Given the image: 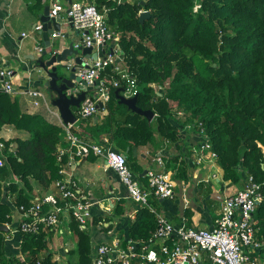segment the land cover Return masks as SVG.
<instances>
[{
    "label": "trees",
    "instance_id": "trees-1",
    "mask_svg": "<svg viewBox=\"0 0 264 264\" xmlns=\"http://www.w3.org/2000/svg\"><path fill=\"white\" fill-rule=\"evenodd\" d=\"M25 1L31 11H41L47 2ZM95 2L99 8H109L108 24L137 78V105L153 110L155 117L149 121L119 103L114 89L107 114L95 118L99 121L94 132L101 138L108 136L115 150L130 156L158 138L176 142L185 125L201 123L217 152L224 179L239 184L251 174L264 192V0ZM141 10L150 15L141 20ZM107 73H113L110 66ZM174 108L184 111L186 118L176 116ZM6 124L29 136L6 142L8 157L0 169V264H38L43 251L40 264H59L49 249L48 233L25 234L21 252L26 259L20 260L17 253H9L1 228L12 222L9 197L14 196L15 207L29 206L35 188L46 189L62 178L58 154L63 128L41 113L24 112L17 98L0 91V129ZM13 142L16 150L10 152ZM63 161L68 162L67 155ZM182 164L184 176L187 167L185 161ZM13 174L23 184L6 185L4 181ZM176 174L180 175L179 169ZM120 207L116 206L118 213ZM253 218L260 229L258 237L264 241V200ZM71 228L76 235L75 264H91L89 231L80 230L74 219ZM155 228V214L140 207L127 235L146 239ZM260 254L264 260V247Z\"/></svg>",
    "mask_w": 264,
    "mask_h": 264
},
{
    "label": "built area",
    "instance_id": "built-area-1",
    "mask_svg": "<svg viewBox=\"0 0 264 264\" xmlns=\"http://www.w3.org/2000/svg\"><path fill=\"white\" fill-rule=\"evenodd\" d=\"M49 4V16L59 22L60 29H53L46 39L37 40V52L42 55L45 50L53 54L59 51L55 47L56 41L69 36L62 31L66 18L60 20L62 12H65L79 34V38L73 40L75 49L92 47V52L97 54L94 58L92 53H80V64L76 62V55L71 61L57 64L64 65L68 74L75 68L76 74L81 77L77 86L85 83V99L73 109L77 121L107 112L106 106L114 89H122L120 93L127 98L137 95V78L130 72L125 54L115 41L116 33L108 24L109 8L106 5L99 8L95 0H70L65 7L60 0H51ZM42 30L43 23L39 21L32 32ZM22 35L29 36L26 32ZM47 40L50 41L49 45L46 44ZM109 66L112 74L107 73ZM36 69L41 71L38 66ZM14 77L15 70L12 67H0V91L15 94ZM81 90L78 87L74 92L68 89L67 94L77 96ZM22 93L31 96L36 107H44L50 122L63 128L64 141L68 146H64L63 141L58 154L59 173L62 178L54 180L46 189L35 188L30 205L16 206L15 214L11 215L12 222L5 224L7 230H1L5 233L6 242L14 241L15 250L18 251L16 255L20 260L26 259L21 252L25 234L38 235L44 231L48 233L49 243L53 242L57 234H61L63 238L64 231L74 236L71 228L73 219L78 221L80 230L89 231L93 224L92 206L98 201L86 194L80 185L81 180L67 168H70L77 157L94 154L105 158L107 166L117 173L126 189L127 198L137 205V209L147 207L155 214L156 228L146 239L108 231L112 234L110 241L92 244L91 264H264L260 254L264 241L258 237L260 229L253 218L258 204L264 200V192L262 184L256 182L253 175H248L246 186L235 193L228 196L217 194L221 208L211 228L175 226L151 202V198L155 201L166 200L174 198L176 194L175 179L167 169V163L160 151L152 158L154 166L147 169L144 175L147 182L143 183L134 173L127 155L115 150L108 136L92 141L81 138L73 131L77 121L66 123L59 109L50 107L49 98L43 91L28 85L22 89ZM99 103H102L103 108L99 107ZM174 112L180 118L183 117L180 115H184V111L178 108H174ZM194 125L187 124L184 127L190 130L200 129L198 132L201 141L197 147L195 162L200 164L203 161H217V152L212 149L204 127L201 123L197 127ZM1 129L8 130L5 125ZM9 140L10 137H0V169L8 157L6 142ZM15 150L16 145L13 143L9 151ZM66 155L68 162L63 161ZM4 182L6 185L12 182L23 184L15 174ZM61 250L66 252L63 257L67 259V242L57 251ZM44 253L43 251L38 256V264L41 263ZM59 258L57 255L55 259Z\"/></svg>",
    "mask_w": 264,
    "mask_h": 264
},
{
    "label": "crops",
    "instance_id": "crops-1",
    "mask_svg": "<svg viewBox=\"0 0 264 264\" xmlns=\"http://www.w3.org/2000/svg\"><path fill=\"white\" fill-rule=\"evenodd\" d=\"M45 1H47L45 4H49L51 0ZM60 1L66 6L70 0ZM42 11L43 9L37 13L31 11L25 0H0V67L9 66L15 70L13 81L16 93L12 96L18 99L21 109L28 113H41L47 118L44 107H36L33 103L34 99L22 93V89L28 85L43 91L40 84L46 80L42 71L36 69L38 61L33 57L31 42L28 41L29 37H35L32 31L30 33L31 25L34 22L31 17L35 15L38 18L37 22H39ZM65 18L66 23L63 25L62 31L69 36L59 39L61 43L67 42L68 38H72V40L79 38V34L73 28L66 13L62 12L60 20L63 21ZM29 19L31 23H29ZM27 25L29 27L25 29ZM23 32L28 33L29 36L24 37ZM47 36V32H37L36 40H44ZM35 51L37 52L36 48ZM38 55L41 57L39 53ZM105 114L107 112L100 113L85 121H77L73 131L88 141L100 140L102 135H91V132L96 122L99 121L95 118L97 116L100 118ZM47 119L49 120V118ZM5 126L8 130L0 129V137H10V140H14L29 136L27 131L16 129L13 125L6 124ZM179 136L176 142L158 138L155 143L138 147L130 156L127 154L129 164L138 177L143 176L139 179L146 183L147 178L142 174L154 166L152 158L160 151L167 163V168L175 179L176 194L174 198L166 200L155 201L154 198H151L152 204L162 211L175 226L211 228L220 212L221 201L217 194L220 193L221 196L231 195L244 188L246 181L234 184L225 180L219 165H216L219 170L217 174L210 176L214 172L212 170L214 166L208 164L198 167L195 162L198 153L197 147L201 141L198 130L183 127ZM63 145L68 146V143L64 141ZM184 161L187 174L183 176L181 166ZM69 167L67 168L68 171L81 180L80 185L86 194L98 201L92 206L93 220L96 222L91 224L89 229L92 244L110 241L112 234H109L108 231L126 236L129 222L134 220L133 217L137 214V205L127 198L125 187L117 173L107 166L106 159L89 154L84 157H77ZM178 169L180 175L176 174ZM118 204H121V207L118 208L121 210L120 213L116 210ZM102 226L104 228H101ZM73 235L76 240V235L74 233Z\"/></svg>",
    "mask_w": 264,
    "mask_h": 264
},
{
    "label": "water",
    "instance_id": "water-1",
    "mask_svg": "<svg viewBox=\"0 0 264 264\" xmlns=\"http://www.w3.org/2000/svg\"><path fill=\"white\" fill-rule=\"evenodd\" d=\"M50 4H45L43 11L40 13V21L43 23V30L41 32H47L48 34L53 31V29H60V24L55 18H50ZM149 11H143L140 13L141 20L145 17L149 16ZM71 20V18H69ZM50 41L47 40L46 44L49 45ZM59 51L56 54L45 50L42 54V57L38 59V67L41 69L42 73L45 75L44 85L51 89L55 96L52 99L53 105H55L66 123H75L77 118L74 114L73 108L78 107L85 99L86 91L84 90L85 83H78L81 81V77L76 74L75 68H72L71 73L68 74L64 65H61L62 74L58 71V63L64 61H71L74 55L76 62L81 63L80 53L83 55L91 54L94 58L97 57V54L92 52V47H84L83 49H75L74 41L71 40L69 43H60L58 47H56ZM81 51V52H80ZM47 56V58L45 57ZM34 57V56H33ZM77 87L82 89L80 93L75 95H68L67 90L71 89L72 92L76 91ZM122 89H116L115 95L119 101V103L125 104L131 109L133 112L141 114L145 116L149 121L153 120L155 117V112L151 109H142L137 105L138 94L127 98L122 95L120 92ZM99 107L103 108L102 103H99ZM147 170L144 171L142 175H145ZM2 230H7L4 226L1 228Z\"/></svg>",
    "mask_w": 264,
    "mask_h": 264
},
{
    "label": "rangeland",
    "instance_id": "rangeland-1",
    "mask_svg": "<svg viewBox=\"0 0 264 264\" xmlns=\"http://www.w3.org/2000/svg\"><path fill=\"white\" fill-rule=\"evenodd\" d=\"M64 4L65 3H62V5H63V7H65L64 6ZM144 11H146V10H144ZM33 12H36L37 13V11H33ZM32 19H34V22H33V24L31 25V28H30V33H31V31L33 30V25H34V23H36L37 22V19L38 18H36V16L35 15H33L32 17H31ZM9 19V18H8ZM7 19V22H8V24H9V20ZM29 23H31V20L29 19ZM29 25V24H28ZM27 25V27H25V29H28V27L30 26H28ZM36 34L37 33H34V35H35V37H29L28 38V41H30L31 42V51H32V54L34 55V57L36 58L35 60H37L38 61V59H39V55H38V53L35 51V46H36V43H37V37H36ZM34 39H35V42H34ZM72 40V38H68L67 39V42L69 43L70 41ZM115 42V41H114ZM61 43V40H57L56 41V43H55V47H58V45ZM36 52V53H35ZM46 58H47V56H45ZM61 69H62V67L61 66H58V71H59V73L60 74H62V71H61ZM41 85V89L45 92V94H46V96L49 98V101H50V107L51 108H53V109H56L57 107L55 106V105H53V103H52V99H53V97L55 96V93L51 90V89H49L48 87H46L44 84H40ZM187 114L184 112V115H180V116H183V117H181V118H183V119H185ZM183 119H181V121L183 120ZM95 129V128H94ZM94 129H93V131L91 132V135L93 134V135H96L97 133H95L94 132ZM97 136H101V135H98L97 134ZM16 145V144H15ZM128 157V156H127ZM211 165V166H214L213 168H212V170H214V172H212L211 174H210V176L211 175H213V174H217V171H219L218 169H217V167H216V165H219L218 164V162L217 161H212V162H209V161H203V162H201L200 164H198L197 166L198 167H200V166H203V165ZM214 180H216V178H213ZM234 188V187H233ZM9 200L11 201V207H12V213L11 214H15V212H16V207H15V205H14V200H15V198H14V196L12 197H9ZM215 206H217L216 204H214ZM220 208H221V205H220ZM89 232H90V230H89ZM65 242H67L68 243V247H69V252H67V259H65L64 257H63V255L64 254H66V252H64L63 250H61V251H57L58 249H60L61 247H62V245H65ZM75 245H76V240L74 239V237L72 236V235H70V234H68L66 231H64L63 232V238H61V234H57V235H55L54 236V238H53V242H51L50 243V245H49V249H51V250H53L54 251V259L57 257V255H59L60 256V258H59V260H57L58 262H59V264H70V262H71V264H75V262L77 261V253L75 252H73L72 250L75 248ZM9 246V247H8ZM15 246V244H14V241L12 242H8L7 243V249H8V251H9V253L11 252V251H13V252H15V253H18V251L17 250H15L16 248L14 247ZM11 250V251H10ZM56 260V259H55Z\"/></svg>",
    "mask_w": 264,
    "mask_h": 264
},
{
    "label": "clouds",
    "instance_id": "clouds-1",
    "mask_svg": "<svg viewBox=\"0 0 264 264\" xmlns=\"http://www.w3.org/2000/svg\"><path fill=\"white\" fill-rule=\"evenodd\" d=\"M148 11V10H147ZM17 176V175H16ZM21 179V178H20ZM22 180V179H21ZM2 230V229H1Z\"/></svg>",
    "mask_w": 264,
    "mask_h": 264
}]
</instances>
